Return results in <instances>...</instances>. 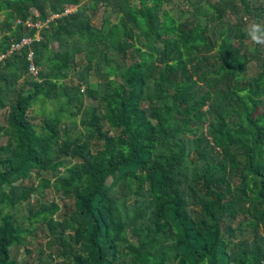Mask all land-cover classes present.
Segmentation results:
<instances>
[{
  "label": "trees",
  "instance_id": "trees-1",
  "mask_svg": "<svg viewBox=\"0 0 264 264\" xmlns=\"http://www.w3.org/2000/svg\"><path fill=\"white\" fill-rule=\"evenodd\" d=\"M183 1L0 0V264H264V4Z\"/></svg>",
  "mask_w": 264,
  "mask_h": 264
},
{
  "label": "rangeland",
  "instance_id": "rangeland-1",
  "mask_svg": "<svg viewBox=\"0 0 264 264\" xmlns=\"http://www.w3.org/2000/svg\"><path fill=\"white\" fill-rule=\"evenodd\" d=\"M204 1L205 0H192V3L194 6H196V5H199V2H204ZM211 1L216 2L217 0H211ZM257 2L264 4V0H251L252 4H256ZM177 3L180 5V7L183 8V10L189 11L188 9H190V6L186 7L187 5H184L185 2L183 0H174L173 4H175V6L177 5ZM106 7L107 6L105 3L99 2L97 11H94V12H92V10L89 11L90 14H92V16H93L92 17L93 24L96 25L97 27H100L102 22H103L105 9H109ZM70 9L75 10L76 6H72V7H70ZM115 18H116V15L114 14L112 16V19H115ZM228 19H230V18L228 17ZM231 21L233 22V20H231ZM242 22H243V26L247 27V25L253 21L246 18V19H243ZM260 47H264V46L260 45ZM77 61H78V65H77L78 71L76 73H73V71L70 73V78L68 79L69 84H73V83L77 84L79 82L78 75H80L82 73L80 71L83 68V65H84L83 62H85V61H84V58L82 56L78 57ZM253 71H254V69H253ZM94 81H96V80H94ZM85 102H86V106L87 105L98 106V102H96L92 99H89V98ZM46 109H47V111H51V110H53V107L51 104H48L46 106ZM30 114L32 116L31 120L35 124H40L43 120L44 115H45L44 112L40 109L39 105L36 106L34 109H32ZM5 116H6V112H0V125L5 123ZM108 128H109V126H108ZM0 143L5 144L6 143L5 139H0ZM49 192L50 191H48V201H53L55 195H54V193H49ZM29 241H30V247L29 248L31 249L30 253L26 252L25 247H22L20 249H15V251L14 250L13 251L17 254L20 262L26 261L29 264H38L39 259L40 258H42V259L46 258L47 254L50 252V249L46 245L48 239L44 235L42 230H38L34 237L33 236L29 237Z\"/></svg>",
  "mask_w": 264,
  "mask_h": 264
},
{
  "label": "built area",
  "instance_id": "built-area-1",
  "mask_svg": "<svg viewBox=\"0 0 264 264\" xmlns=\"http://www.w3.org/2000/svg\"><path fill=\"white\" fill-rule=\"evenodd\" d=\"M73 10H71L70 8H67L64 12V14H67L69 12H72ZM61 17V14L60 15H56L54 17H52L51 20H54L55 18H60ZM28 26L32 27L33 24L29 23ZM39 27V25H36ZM43 26H46V24H44ZM42 28V26H41ZM40 36L37 35L35 39H32V38H23L21 41L13 44L10 48V50L8 51V54L7 55H1L0 56V60H3L4 58H6V56L8 55H11L12 53H16V52H19L21 50H23L25 47H31L35 44H37L39 41H40ZM28 61H29V68H28V73L29 75L36 79V80H39V69L35 63V55H34V51L33 50H30L29 54H28Z\"/></svg>",
  "mask_w": 264,
  "mask_h": 264
},
{
  "label": "clouds",
  "instance_id": "clouds-1",
  "mask_svg": "<svg viewBox=\"0 0 264 264\" xmlns=\"http://www.w3.org/2000/svg\"><path fill=\"white\" fill-rule=\"evenodd\" d=\"M245 31L250 41L264 46V22L253 21L247 25Z\"/></svg>",
  "mask_w": 264,
  "mask_h": 264
}]
</instances>
